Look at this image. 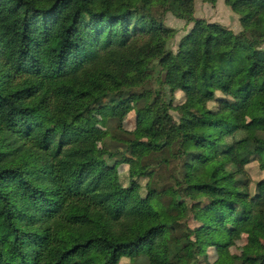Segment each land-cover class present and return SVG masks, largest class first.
Segmentation results:
<instances>
[{
    "label": "trees",
    "instance_id": "16d2710c",
    "mask_svg": "<svg viewBox=\"0 0 264 264\" xmlns=\"http://www.w3.org/2000/svg\"><path fill=\"white\" fill-rule=\"evenodd\" d=\"M225 3L240 33L195 0H0V264H264V0ZM167 13L194 24L176 53ZM130 104L126 153L96 152Z\"/></svg>",
    "mask_w": 264,
    "mask_h": 264
},
{
    "label": "rangeland",
    "instance_id": "374dc122",
    "mask_svg": "<svg viewBox=\"0 0 264 264\" xmlns=\"http://www.w3.org/2000/svg\"><path fill=\"white\" fill-rule=\"evenodd\" d=\"M165 0H153V6L158 7ZM163 19L164 24L174 31V36L169 42L168 49H171L173 52H177L178 46L181 40L186 37L194 24L189 23L185 20H180L173 16L171 13H167L164 15H160ZM194 17L196 19H204L210 23H219L235 33H240L243 28L240 23V17L234 13L229 6L225 3V0H217L216 4H211L205 2L204 0H195V14ZM156 88V83L154 80L148 82L143 88H136L134 91L138 93H142L149 89ZM184 101V94L179 92L176 94V104H181ZM108 107H110L109 102L106 103ZM124 110L126 111V117L123 121V129L120 130L118 128L117 121H111L109 124L106 123V119L104 116L100 115L98 120L93 125V135L94 142L93 148L96 152L100 151L102 147L106 148L108 151L112 153H117L118 155H124L127 151L126 145H124L125 140L129 137L127 132H132L136 128L137 116L135 113L134 106L132 104L124 106ZM175 120H179V114L177 112H172ZM249 122L246 121L245 125L248 126ZM127 131V132H126ZM118 159H121L120 157ZM110 164H113L114 161L108 159ZM159 168H155L154 170H158ZM153 170V171H154ZM246 179L249 182V192L253 195L256 192V185L260 181L264 180V171L261 170L260 164L256 159H253L252 162L246 166ZM121 182L123 185H129V166L122 165L119 168ZM171 173V168L167 169V174ZM165 175L163 182L168 185L167 176ZM145 180H140L143 188L146 185ZM145 189V188H144ZM188 203V200H187ZM206 203V201L204 202ZM191 219L187 221V223L193 229H197L201 223L197 220V213L193 212L191 214ZM247 244V235L240 234L235 239V246H233L230 251L232 254L241 255L244 247ZM218 259V253L215 248H210L208 250L207 260L210 263L216 262ZM120 264H148V259L145 257H139L134 259L132 262L129 259H123Z\"/></svg>",
    "mask_w": 264,
    "mask_h": 264
}]
</instances>
